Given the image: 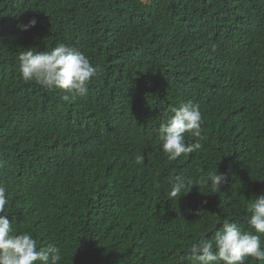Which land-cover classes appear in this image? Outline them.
<instances>
[{
  "label": "trees",
  "instance_id": "1",
  "mask_svg": "<svg viewBox=\"0 0 264 264\" xmlns=\"http://www.w3.org/2000/svg\"><path fill=\"white\" fill-rule=\"evenodd\" d=\"M61 43L97 69L68 102L18 70L21 51ZM188 102L202 148L169 160L158 128ZM215 170L220 190L203 183ZM176 176L198 186L167 200ZM0 184L14 233L59 247L60 264H179L225 220L248 229L264 193V0H0Z\"/></svg>",
  "mask_w": 264,
  "mask_h": 264
},
{
  "label": "clouds",
  "instance_id": "2",
  "mask_svg": "<svg viewBox=\"0 0 264 264\" xmlns=\"http://www.w3.org/2000/svg\"><path fill=\"white\" fill-rule=\"evenodd\" d=\"M33 19L26 25H17L22 31L35 27ZM19 73L26 82H35L50 91L65 93L60 98L68 102L75 95L85 96L88 85L97 72L87 56L74 47L63 43L51 50L34 51L29 48L18 54ZM158 128L161 149L169 160H176L202 148V112L199 104L188 102L180 107H172L162 117ZM186 134L194 142L186 143ZM136 164H143L144 157L137 155ZM227 180L218 170L210 171L203 183L211 189L220 190ZM190 179L176 176L170 179L169 198L181 197L189 192ZM7 188L0 184V264H60L61 249L55 245L40 247L39 241L30 232L15 234L8 219L6 206ZM249 215L246 217L248 229L235 222L225 220L211 239L200 237L191 243L187 252L179 257V264H245L251 258L264 262V193L249 200ZM200 215V213H197Z\"/></svg>",
  "mask_w": 264,
  "mask_h": 264
}]
</instances>
